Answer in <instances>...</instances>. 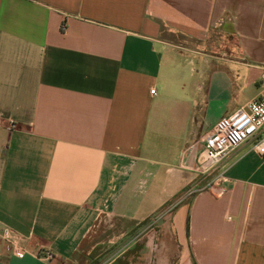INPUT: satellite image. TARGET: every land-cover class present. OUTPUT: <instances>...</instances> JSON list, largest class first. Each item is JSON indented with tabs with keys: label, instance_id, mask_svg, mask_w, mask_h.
<instances>
[{
	"label": "crops",
	"instance_id": "obj_1",
	"mask_svg": "<svg viewBox=\"0 0 264 264\" xmlns=\"http://www.w3.org/2000/svg\"><path fill=\"white\" fill-rule=\"evenodd\" d=\"M263 74L264 0H0V229L26 249L0 264H264L251 144L183 199Z\"/></svg>",
	"mask_w": 264,
	"mask_h": 264
},
{
	"label": "built area",
	"instance_id": "obj_2",
	"mask_svg": "<svg viewBox=\"0 0 264 264\" xmlns=\"http://www.w3.org/2000/svg\"><path fill=\"white\" fill-rule=\"evenodd\" d=\"M261 89L259 96L250 99L244 106L229 115L218 119L211 131L204 136L202 149L191 170L202 175L215 174L201 187L187 190L183 199L201 192H222L221 184L225 181L228 171L223 163L234 150L242 145L251 144V150L257 156L264 157V74ZM150 93L154 94V91L151 90ZM159 218H161L159 215L149 217L130 238L131 242L139 240L141 236L153 229ZM0 240L6 251L18 256L26 253V249L19 244L18 235L11 229L1 228ZM36 255L50 258L48 253L38 252Z\"/></svg>",
	"mask_w": 264,
	"mask_h": 264
},
{
	"label": "rangeland",
	"instance_id": "obj_3",
	"mask_svg": "<svg viewBox=\"0 0 264 264\" xmlns=\"http://www.w3.org/2000/svg\"><path fill=\"white\" fill-rule=\"evenodd\" d=\"M171 37H172L171 39H173V41H178V39H177L175 36H171ZM204 49H205V48H204ZM204 49H201V51H202V52H205ZM205 53H206V52H205ZM194 129L197 131V130H198V126L195 127ZM191 171H192V173H194V174L196 175L197 179H198L199 181H201L203 184H206V183L209 181L208 178L212 177L213 174H215V173H212V174H204V175H202V174H199V173H197V172H194L193 170H191ZM208 176H210V177H208ZM178 200H179V199H178ZM178 200H177L178 203H174V202H176V201L171 202L170 205H169V207H166V208H165V211H166V212H165V215H169V214L173 211V209L179 204V201H178ZM160 214H162V211L158 213L159 216H160Z\"/></svg>",
	"mask_w": 264,
	"mask_h": 264
},
{
	"label": "trees",
	"instance_id": "obj_4",
	"mask_svg": "<svg viewBox=\"0 0 264 264\" xmlns=\"http://www.w3.org/2000/svg\"><path fill=\"white\" fill-rule=\"evenodd\" d=\"M112 264H128L126 255H123V257L117 258Z\"/></svg>",
	"mask_w": 264,
	"mask_h": 264
}]
</instances>
